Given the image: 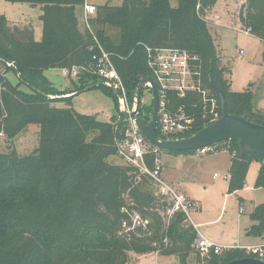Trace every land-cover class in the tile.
<instances>
[{
	"label": "trees",
	"instance_id": "trees-1",
	"mask_svg": "<svg viewBox=\"0 0 264 264\" xmlns=\"http://www.w3.org/2000/svg\"><path fill=\"white\" fill-rule=\"evenodd\" d=\"M6 1L42 6L43 37L36 41L32 29L12 27L0 15V62L6 65L5 73H0V134L10 143L8 152H0V264H129L133 255L148 254L175 256L180 264L264 260L237 248L203 258L195 248L196 228L185 213L169 217L172 202L157 194L155 181L138 168L109 162L118 157L117 142L126 129L127 115L118 109L116 94L97 75L98 44L109 55L131 105L141 82L154 80L147 49H179L196 57L194 71L200 73L203 88L218 100L220 117L221 95L229 114L264 126L254 92L232 91L204 17L219 0H178L176 8L170 0H116L118 5L110 1L96 7L91 31L81 30L77 17V8L86 0ZM239 21L264 43V0H245ZM75 68L78 82L65 94L101 84L116 103L109 122L77 112L72 97L51 99L63 93L54 89L45 72ZM9 70L16 73L17 85L7 78ZM143 99L144 90L137 112L140 122L147 124L152 106L142 104ZM58 100L67 102V107H55ZM208 106L201 93L186 98L170 93L168 110L183 107L195 118L190 132L171 139L191 137L215 123L203 118ZM32 125L39 127V145L31 154L20 156L14 141ZM157 135L163 138L159 130ZM150 147L175 156L197 152ZM212 150L232 156L229 194L244 189L253 162H264V157L241 150L234 140ZM154 159L155 154L147 159L150 170ZM255 188H264L262 164ZM136 216L148 225H137ZM250 220L247 236L264 240V204L253 209Z\"/></svg>",
	"mask_w": 264,
	"mask_h": 264
},
{
	"label": "rangeland",
	"instance_id": "rangeland-1",
	"mask_svg": "<svg viewBox=\"0 0 264 264\" xmlns=\"http://www.w3.org/2000/svg\"><path fill=\"white\" fill-rule=\"evenodd\" d=\"M106 1L87 0L88 3L97 6L104 4ZM241 1L221 0V3L224 4L220 8L214 9L213 6L207 9L204 17L208 21L211 34L215 39L222 66L228 70L226 78L232 85V91L243 92L250 83H254L253 91H255L256 108L262 107L264 109L263 45L257 39L247 36L244 32H238L236 29L225 26L218 30V26H213L212 23L214 22H211L219 12L223 11L225 14L223 12L222 14L225 20L229 21V23L232 22V27L235 28V19L233 17L237 18L240 13L241 7L237 14H235V11L237 10L236 5ZM170 3L173 8L177 7V0H170ZM13 4H9L6 0H0V15H6L7 19L10 18L12 23L18 25L26 22L34 29L35 38L40 42L43 37L40 8L31 9L30 6H27L28 4H23L22 6H14ZM77 17L80 29L84 30L86 24L79 9L77 10ZM242 50L243 53H240ZM4 70H6V65L0 62V72ZM46 72V78L54 86V89L59 93H63L62 96L52 97L55 99L72 97V107L80 114L97 116L103 122L110 121L115 113L116 103L107 90L99 87L101 84H96V87L77 94L75 92L65 94L74 88V82L77 83L79 78L67 76L60 69H51ZM7 76L12 84L17 85L19 83V79L13 70H9ZM259 86L261 87L260 89ZM146 88H144V105L150 107L152 106L153 98ZM21 89L29 92L26 86H22ZM54 106L66 108L67 102L58 100L54 103ZM118 109L120 110L119 104ZM27 129L14 141V149L17 150L20 156L31 154L39 145V127L32 125ZM9 145L8 139L3 134H0V152H8ZM109 162L115 165L124 164L122 159L115 156L111 157ZM161 163L166 180H183V183L187 185L186 190L190 194L191 199L198 204L200 209H195L193 202L186 196L192 204L189 213L190 217H194L196 222L199 223H209L199 227L201 233L212 235L217 240L215 244L222 248L234 249L236 247L243 251L248 249V247L257 248L264 246L262 239L248 238L246 232L250 225L251 212L255 206L264 204V188L256 189L254 187L257 172L261 167L259 162L251 164L244 189L235 194H228L227 175L230 159L229 153L226 151L205 154L196 152L194 156H172L161 153ZM261 164L264 166V162H261ZM241 200L245 201L244 205L241 204ZM246 253L247 255H256L253 252L248 253L247 250ZM134 256H132L129 264H180L179 259L175 256L159 257L149 254L133 262V259L138 257Z\"/></svg>",
	"mask_w": 264,
	"mask_h": 264
},
{
	"label": "built area",
	"instance_id": "built-area-1",
	"mask_svg": "<svg viewBox=\"0 0 264 264\" xmlns=\"http://www.w3.org/2000/svg\"><path fill=\"white\" fill-rule=\"evenodd\" d=\"M84 10L85 24L91 31L90 20L96 16L97 10L95 6L88 4L84 6ZM98 48L101 51V56L94 57L97 61V75L115 94L119 93L122 96V100L117 98L120 111L122 108H125L129 114L132 113V111L135 110V102L132 105L129 103L122 80L109 55L103 51L99 44ZM147 57L148 66L153 73V81L156 85L159 97L157 131L159 130L163 137L160 139H171L172 137L181 136L190 132L195 126V118L187 115L183 107H180L176 112L168 110L167 102L170 93L176 94L179 98H186L189 94L201 93L204 102L209 105L208 109L207 107L204 108L205 112L203 118L213 121H217L221 118L218 112V100L212 95L210 90L203 88L200 73L194 71L193 66L196 57L179 49L151 48L147 49ZM8 66L12 67L14 65L9 63ZM63 71L67 76L73 78L78 77L79 70L76 68ZM142 104H145L144 99L142 100ZM138 116L139 113L137 111L134 115H127V119L125 120L126 129L122 138L117 142V156L122 159L125 164L138 168L155 181L157 194L164 200H170L172 202V207L169 210V217L177 212L185 213L189 217L192 204L187 199L186 195L178 191L175 186L163 180L161 152L158 149H151V144L142 132L141 122ZM211 151H213L212 147H209L197 152L205 154ZM151 154H155V167L153 170H150L147 166V159ZM135 223L139 226L142 225L146 227L149 222L140 220L139 217L136 216ZM195 248L203 258L210 257L212 254L220 255L224 250L231 249L222 248L199 234L195 241ZM246 250L248 253L253 252L258 255V257L264 258V246L257 248L248 247Z\"/></svg>",
	"mask_w": 264,
	"mask_h": 264
},
{
	"label": "water",
	"instance_id": "water-1",
	"mask_svg": "<svg viewBox=\"0 0 264 264\" xmlns=\"http://www.w3.org/2000/svg\"><path fill=\"white\" fill-rule=\"evenodd\" d=\"M152 89V116L146 124L141 121L142 132L152 146L167 151L188 152L199 151L213 147L224 141H238L241 150L248 151L254 155L264 157V126L249 122L241 117L231 115L228 112L227 104L220 95L222 106V117L215 123L203 128L198 133L184 139H160L157 135V120L159 111V97L156 85L152 78H147L141 82L135 97V110L128 113L125 108L121 109L126 115H134L141 103V95L144 88ZM91 87L87 88V90ZM118 99L122 96L117 93ZM51 99H55L51 97ZM229 264H264V260L256 258H244L233 261Z\"/></svg>",
	"mask_w": 264,
	"mask_h": 264
},
{
	"label": "crops",
	"instance_id": "crops-1",
	"mask_svg": "<svg viewBox=\"0 0 264 264\" xmlns=\"http://www.w3.org/2000/svg\"><path fill=\"white\" fill-rule=\"evenodd\" d=\"M110 1H113V4H115V5H118L119 4V2L118 1H116V0H107L104 4H102V5H105L106 3H108V2H110ZM244 2H245V0H242L238 5H236L237 6V10L235 11V14H237V12H238V10H239V8L240 7H242L241 5H243L244 4ZM9 4H13V3H9ZM93 5V6H95V7H98V6H102V5H95V4H92V3H88L87 2V0H86V3H85V5ZM224 4V3H223ZM222 3H221V0H219L218 2H217V4L213 7L214 9H216V8H220V6L221 5H223ZM14 6H22L23 4L22 3H14L13 4ZM85 5H83V6H80V7H78L77 8V10L79 9V11H81L82 12V14H83V18L85 17V10H84V6ZM177 5H178V0H177ZM27 6H30V8L31 9H36V8H40V10H41V15H42V12H43V7L42 6H34V5H30V4H28ZM22 8V7H21ZM23 8H28V7H23ZM213 9V10H214ZM222 12L223 11H221V12H219L218 13V15H216L215 16V18L214 19H212L211 20V22H214V23H212V25L213 26H215V27H217L218 26V30L220 29V28H224L225 26L228 28H232V29H236L238 32H244L245 34H247V36H250V37H252V38H255V39H257L262 45H263V50H262V54H263V52H264V43L260 40V39H258V38H256L255 36H253L252 34H250V33H247L245 30H244V28L241 26V24H240V21H239V18H238V15H237V18H235V16L233 17L234 19H235V28H233L232 27V25H233V23L231 22V23H229V21H226L225 20V18H224V15L222 14ZM224 13V12H223ZM225 14V13H224ZM6 16V15H5ZM41 17V16H40ZM8 21H9V23H10V25L12 26V27H21V28H23V27H27V28H30V29H32L33 31H34V29L30 26V25H28L26 22L25 23H23L22 25H18V24H15V23H12V20L10 19V18H8L7 19ZM41 21V20H40ZM19 23H21V22H19ZM34 35H35V31H34ZM220 37V36H219ZM35 40H36V38H35ZM37 41V40H36ZM221 41V40H220ZM220 50V49H219ZM241 52H243V50L241 51ZM240 52V53H241ZM263 57V56H262ZM263 66H264V61H263ZM63 71V70H62ZM0 73H5V70L4 71H1ZM46 73L47 72H45V76H46ZM7 76V75H6ZM7 78H8V76H7ZM231 87H232V85H231ZM255 87V85H254V83H250L249 84V86L244 90V91H246V90H250V91H253V88ZM68 88V87H67ZM261 87L259 86V89H260ZM243 91V92H244ZM235 92H237V91H235ZM242 92V91H241ZM253 92H255V91H253ZM259 110H261L263 113H264V109L262 108V107H259ZM30 128V126L28 127V129ZM27 129V130H28ZM227 152V151H226ZM173 156V155H172ZM175 156V155H174ZM185 156H188V155H185ZM192 156H194V155H192ZM229 159H230V164H229V168H228V175H227V180H228V184H229V170H230V167H231V159H232V156L229 154ZM261 165V164H260ZM258 172H259V170H258ZM258 172H257V176H258ZM257 176H256V179H257ZM215 177V176H214ZM162 178H163V180L165 181V182H167L168 184H170V185H173V186H175V188H177V190L178 191H180L181 193H183V194H185L187 197H188V199L191 201V202H193V206H195V209H200L199 208V206H198V204L194 201V200H192L191 199V197H190V194L188 193V191L186 190V188H187V185L185 184V183H183L184 181L183 180H174V181H171V180H166V178L164 177V175H163V171H162ZM255 182H256V180H255ZM254 187H255V184H254ZM229 188V187H228ZM257 189V188H256ZM260 189H263V188H260ZM239 192V191H238ZM235 193H237V192H235ZM235 193H233V194H235ZM228 194H229V191H228ZM241 204L242 205H244L245 204V201L244 200H241ZM258 206V205H257ZM256 207V206H255ZM194 208V207H193ZM189 221L194 225V227L196 228V230H197V232H198V234L199 235H202L203 237H205V238H207V239H209V240H211L212 242H214V243H216L217 242V240L212 236V235H208V234H205V233H201L200 231H199V227H202V226H205V225H208L209 223H204V222H196V220L194 219V217L193 218H191L190 217V214H189ZM252 225V222H251V220H250V225H249V227ZM248 227V228H249ZM248 228L246 229V232H247V230H248ZM248 238H252V237H249V236H247ZM258 239V238H257ZM261 239V238H260ZM262 241H263V243H264V240L262 239ZM149 255V254H148ZM153 255H156V256H159L158 254H153ZM144 256H146V255H144ZM135 257V256H134ZM142 256H138V257H135V259H133V262H135V260L136 259H139V258H141ZM159 257H161V256H159Z\"/></svg>",
	"mask_w": 264,
	"mask_h": 264
},
{
	"label": "flooded vegetation",
	"instance_id": "flooded-vegetation-1",
	"mask_svg": "<svg viewBox=\"0 0 264 264\" xmlns=\"http://www.w3.org/2000/svg\"><path fill=\"white\" fill-rule=\"evenodd\" d=\"M146 89L152 95V89L151 88H146ZM144 91H145V89H144Z\"/></svg>",
	"mask_w": 264,
	"mask_h": 264
}]
</instances>
